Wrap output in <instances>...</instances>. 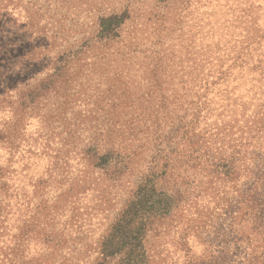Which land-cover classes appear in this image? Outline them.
<instances>
[{
    "label": "rangeland",
    "instance_id": "1",
    "mask_svg": "<svg viewBox=\"0 0 264 264\" xmlns=\"http://www.w3.org/2000/svg\"><path fill=\"white\" fill-rule=\"evenodd\" d=\"M122 14L116 38H101L100 20ZM156 66L175 88L160 94L178 105L174 126L146 147L135 113L150 108L144 83ZM204 81L215 84L198 94ZM1 137L0 223L15 234L38 206L54 215L73 196L56 214L72 233L68 264H95L138 167L164 157L187 168L198 199L190 223L149 235L151 264H264V0H0ZM95 145L118 167H93ZM83 178L91 188L75 193Z\"/></svg>",
    "mask_w": 264,
    "mask_h": 264
},
{
    "label": "trees",
    "instance_id": "2",
    "mask_svg": "<svg viewBox=\"0 0 264 264\" xmlns=\"http://www.w3.org/2000/svg\"><path fill=\"white\" fill-rule=\"evenodd\" d=\"M125 18V14L102 18L100 20V37L108 40L116 38ZM162 68L163 66H156L154 71H150L147 81L142 82L149 87V90L154 89L155 96L146 97L150 108L148 110L141 109L139 113H135V140H139L141 145L146 147L161 141V128L166 129L174 126L170 119H172L171 114L176 110L175 106L178 103L169 108L173 101H169L161 94L175 88H170L171 82L168 84L166 81L163 82L160 76H165L169 70L167 71L166 67ZM213 84H215L213 81L200 82L198 94H207ZM179 85L182 86V89H187L188 86L184 82ZM151 103L153 105H150ZM201 107L203 106L196 103L191 108L194 109L193 115H202L205 121L209 116L206 113L209 109ZM193 118L191 117L192 120L189 124L193 122ZM179 122L183 123L182 120ZM7 131L4 129L2 133ZM10 148L11 151L14 148L12 143ZM85 153L94 162L93 167L101 168L107 174L110 169L114 170L118 167L111 165L113 153L110 151L104 154L99 153L98 145L92 146ZM162 160L164 163L159 165L161 168H158L157 160L151 162L150 167H138L144 172L141 182L124 199L121 211L116 215L106 235L98 243L96 251L98 256L95 264H151L152 256L147 249L149 235L155 231V235L165 236L163 235L166 232L165 223H190L188 220L189 210L192 205L197 203L198 197L195 200L191 199L190 197L194 194L186 188V184L190 180L186 175L187 168L182 165H174L172 159L168 157H164ZM183 168H185L184 175L181 172ZM232 172L229 169L225 171L224 176L232 178L230 177L234 174ZM116 173L120 172L116 171ZM3 179L4 177L0 178V191L4 193L3 199L0 198L1 219L4 218L1 217L3 214L1 208L7 206L4 202L9 196L6 181ZM113 181L116 183L115 179ZM89 182L84 178L80 179L74 185L75 193H77L76 187L82 190L90 189ZM73 198L70 196L69 201L65 200V203L60 205L57 203L63 199L61 197L53 207L54 215L48 207L38 206L36 213L28 221L29 223L17 226L15 234H9L10 229L6 227V223H0V264H68L66 258L68 252H72L71 245H69L72 233L67 234L64 224L60 229L59 223L56 222V214L57 211L65 209L67 203H73ZM46 203L43 202L45 205ZM71 211L73 212L71 219L74 221L77 218V208H72ZM212 217H209V222L205 223H212ZM71 226H73L72 223ZM76 228L81 230V227L77 226Z\"/></svg>",
    "mask_w": 264,
    "mask_h": 264
}]
</instances>
